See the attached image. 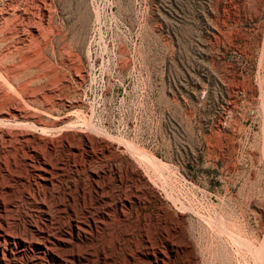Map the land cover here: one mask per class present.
Masks as SVG:
<instances>
[{
    "label": "rangeland",
    "instance_id": "374dc122",
    "mask_svg": "<svg viewBox=\"0 0 264 264\" xmlns=\"http://www.w3.org/2000/svg\"><path fill=\"white\" fill-rule=\"evenodd\" d=\"M0 137V264H264V0H0Z\"/></svg>",
    "mask_w": 264,
    "mask_h": 264
},
{
    "label": "bare ground",
    "instance_id": "6f19581e",
    "mask_svg": "<svg viewBox=\"0 0 264 264\" xmlns=\"http://www.w3.org/2000/svg\"><path fill=\"white\" fill-rule=\"evenodd\" d=\"M16 1V0H15ZM27 2V1H26ZM30 2V1H29ZM27 4V3H26ZM29 6V5H28ZM9 7V6H8ZM24 7V6H23ZM34 8V7H33ZM40 10V9H39ZM50 10V9H49ZM55 10V9H54ZM4 12V11H3ZM55 13V12H54ZM36 15V14H35ZM37 16V15H36ZM18 18V17H17ZM51 21H52V19H51ZM9 24V23H8ZM53 24V23H52ZM13 25V24H12ZM19 25V24H18ZM51 25V24H50ZM6 27V26H5ZM9 27V26H8ZM45 32V31H44ZM44 35H46V34H44ZM12 36V35H11ZM56 36V35H55ZM12 38V37H11ZM8 39V38H7ZM45 39V38H44ZM42 54V53H41ZM53 55V54H52ZM6 56V55H5ZM46 56V55H45ZM38 57V56H37ZM26 59V58H25ZM34 62V61H33ZM52 64V63H51ZM13 65V64H12ZM23 68V67H22ZM2 69V68H1ZM5 70V69H4ZM3 74V73H2ZM16 76V75H15ZM39 78V77H38ZM33 90V89H32ZM10 98V97H9ZM24 101V100H23ZM18 105V104H17ZM26 105V104H25ZM17 108V107H16ZM32 109V108H31ZM4 113V112H3ZM36 121V120H35ZM2 124V123H1ZM3 125V124H2ZM55 125V124H54ZM9 126V125H8ZM24 126V125H23ZM30 126V125H29ZM15 127V126H14ZM36 127V126H35ZM24 128H26V127H24ZM2 131V130H1ZM4 131V130H3ZM48 131V130H47ZM55 131V130H54ZM15 134V133H14ZM13 134V135H14ZM23 134V133H22ZM1 138V137H0ZM24 138V137H23ZM25 141V140H24ZM2 143V142H1ZM28 144V143H27ZM35 151H36V149H35ZM6 158V157H5ZM14 159V158H13ZM18 165V164H17ZM52 166V165H51ZM17 167V166H16ZM33 169L32 170H34V173H35V177H36V179H37V181L39 182V183H41V184H43V185H49V183H51V167L48 165V164H45V163H42L41 165H39V166H37V167H32ZM36 182V181H35ZM101 182V181H100ZM46 190V189H45ZM56 190V189H55ZM45 194V193H44ZM34 197V196H33ZM35 198V197H34ZM4 203V202H3ZM46 204V203H45ZM48 205V204H47ZM109 205V204H108ZM42 208H44V206L43 205H41L40 206V209H42ZM117 210V209H116ZM122 211V210H121ZM101 213V212H100ZM82 214V213H81ZM103 215V214H102ZM4 219V218H3ZM80 219V218H79ZM86 222V221H85ZM80 229V228H79ZM2 232V230L0 229V235H2V236H5V234ZM55 233V232H54ZM33 234V233H32ZM53 234V233H52ZM73 235L74 234H70V235H68V236H66V235H61V237L60 238H55L54 239V242H55V244H57L58 246H65V244L66 243H68V240L70 239V241H71V239H72V237H73ZM1 236V237H2ZM56 236V235H55ZM6 237V236H5ZM4 237V238H5ZM67 238H68V240H67ZM39 240V239H38ZM14 241V240H13ZM69 241V242H70ZM40 243H42V242H40ZM40 243H37V241L35 242V243H33V245H34V247L37 249V250H39V251H41V252H47V249L42 245V244H40ZM20 245L22 246V247H24V248H26L25 246H26V243L25 242H21L20 241ZM77 245V244H76ZM70 252V251H69ZM3 253V252H2ZM94 254V253H93ZM89 254H86V255H81V256H79V255H76L75 253H71L70 255H69V258L71 259V260H74V261H85V262H89ZM69 260V259H68ZM114 260V259H113ZM70 261V260H69ZM73 261V262H74ZM98 261V260H97ZM36 263V262H35ZM89 264V263H88Z\"/></svg>",
    "mask_w": 264,
    "mask_h": 264
}]
</instances>
